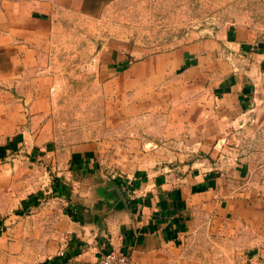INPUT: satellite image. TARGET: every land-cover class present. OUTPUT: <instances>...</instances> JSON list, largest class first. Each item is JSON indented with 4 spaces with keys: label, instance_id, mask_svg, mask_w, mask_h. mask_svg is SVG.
<instances>
[{
    "label": "crops",
    "instance_id": "obj_1",
    "mask_svg": "<svg viewBox=\"0 0 264 264\" xmlns=\"http://www.w3.org/2000/svg\"><path fill=\"white\" fill-rule=\"evenodd\" d=\"M107 1L0 0V264H264L263 27L149 52Z\"/></svg>",
    "mask_w": 264,
    "mask_h": 264
},
{
    "label": "rangeland",
    "instance_id": "obj_2",
    "mask_svg": "<svg viewBox=\"0 0 264 264\" xmlns=\"http://www.w3.org/2000/svg\"><path fill=\"white\" fill-rule=\"evenodd\" d=\"M240 19L264 29V0H109L93 20L91 33L93 41L128 39L151 52L171 46L187 33ZM65 51L62 56L69 52ZM63 114L69 117L71 113Z\"/></svg>",
    "mask_w": 264,
    "mask_h": 264
},
{
    "label": "built area",
    "instance_id": "obj_3",
    "mask_svg": "<svg viewBox=\"0 0 264 264\" xmlns=\"http://www.w3.org/2000/svg\"><path fill=\"white\" fill-rule=\"evenodd\" d=\"M97 264H133L128 255L116 251H108L101 255Z\"/></svg>",
    "mask_w": 264,
    "mask_h": 264
}]
</instances>
